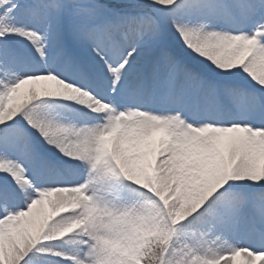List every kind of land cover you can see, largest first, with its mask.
Returning <instances> with one entry per match:
<instances>
[{
	"label": "snow or ice",
	"instance_id": "6c2138e0",
	"mask_svg": "<svg viewBox=\"0 0 264 264\" xmlns=\"http://www.w3.org/2000/svg\"><path fill=\"white\" fill-rule=\"evenodd\" d=\"M0 264H264V0H0Z\"/></svg>",
	"mask_w": 264,
	"mask_h": 264
}]
</instances>
